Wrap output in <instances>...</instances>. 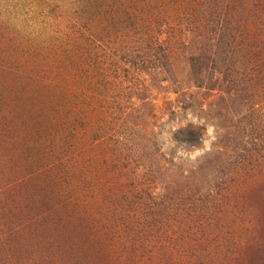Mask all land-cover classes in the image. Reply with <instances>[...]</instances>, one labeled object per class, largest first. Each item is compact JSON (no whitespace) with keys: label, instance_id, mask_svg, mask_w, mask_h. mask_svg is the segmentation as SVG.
<instances>
[{"label":"rangeland","instance_id":"374dc122","mask_svg":"<svg viewBox=\"0 0 264 264\" xmlns=\"http://www.w3.org/2000/svg\"><path fill=\"white\" fill-rule=\"evenodd\" d=\"M0 264H264V0H0Z\"/></svg>","mask_w":264,"mask_h":264},{"label":"clouds","instance_id":"9594fccd","mask_svg":"<svg viewBox=\"0 0 264 264\" xmlns=\"http://www.w3.org/2000/svg\"><path fill=\"white\" fill-rule=\"evenodd\" d=\"M194 123H202L198 118L191 117ZM217 129L216 126L212 123L207 124V129L205 136L202 138L203 148H198L195 152H193L190 156L192 160H196L197 157L203 155L205 152L212 151V145L217 139Z\"/></svg>","mask_w":264,"mask_h":264}]
</instances>
